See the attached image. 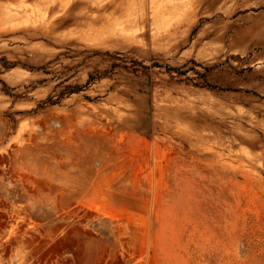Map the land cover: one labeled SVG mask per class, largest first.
I'll return each mask as SVG.
<instances>
[{
  "label": "rangeland",
  "instance_id": "374dc122",
  "mask_svg": "<svg viewBox=\"0 0 264 264\" xmlns=\"http://www.w3.org/2000/svg\"><path fill=\"white\" fill-rule=\"evenodd\" d=\"M0 264H264V0H0Z\"/></svg>",
  "mask_w": 264,
  "mask_h": 264
},
{
  "label": "bare ground",
  "instance_id": "6f19581e",
  "mask_svg": "<svg viewBox=\"0 0 264 264\" xmlns=\"http://www.w3.org/2000/svg\"><path fill=\"white\" fill-rule=\"evenodd\" d=\"M10 22H12V21H10ZM16 22H17V21H16ZM8 23H9V22H8ZM10 25H11V23H10ZM10 25H9V26H10ZM90 37H91V36H90ZM64 243H65V242H64ZM66 243H67V244H70V245L73 244L72 241H70V242H66Z\"/></svg>",
  "mask_w": 264,
  "mask_h": 264
}]
</instances>
